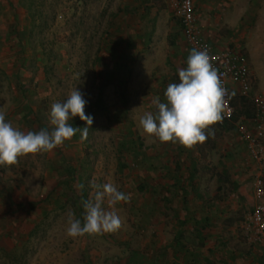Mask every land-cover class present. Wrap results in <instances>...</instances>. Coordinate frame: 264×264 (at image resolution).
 I'll use <instances>...</instances> for the list:
<instances>
[{
    "label": "rangeland",
    "instance_id": "rangeland-1",
    "mask_svg": "<svg viewBox=\"0 0 264 264\" xmlns=\"http://www.w3.org/2000/svg\"><path fill=\"white\" fill-rule=\"evenodd\" d=\"M235 2L243 13L234 28L224 21L232 19L233 10L225 0L218 11L221 25L206 39L244 56L252 91L264 100V0ZM179 50L190 53L161 0H0V111L6 121L25 132L48 128L51 105L65 101L74 88L93 118L86 139L77 132L51 152L0 166V264H153L148 246L168 223L161 217L142 221L129 212V204L148 200L147 190L130 184L145 168H137L118 148L128 123L118 115L123 110L126 120L139 121L153 107L157 89L150 84L170 71L169 53ZM245 102L234 101L236 115L249 116ZM69 124L87 126L78 116ZM215 130V146L205 141L215 151L205 152L198 164L217 175H198L203 188L195 194L210 202L217 177L220 189L212 203L218 204V217L196 229L187 225L182 240L191 245L195 231L217 230L225 237L233 232L229 244L236 249L246 246L244 241L256 245L247 232V216L257 164L248 160L233 124ZM260 170L264 176V159ZM109 182L130 194L128 202L115 205L122 228L69 237V215L83 223L92 184Z\"/></svg>",
    "mask_w": 264,
    "mask_h": 264
},
{
    "label": "crops",
    "instance_id": "crops-1",
    "mask_svg": "<svg viewBox=\"0 0 264 264\" xmlns=\"http://www.w3.org/2000/svg\"><path fill=\"white\" fill-rule=\"evenodd\" d=\"M224 1L203 0L201 3H198V0L195 1L201 37L206 41L208 40L206 37L212 36L217 27L221 25V14L218 11L225 4ZM228 1L233 7V10L230 12L232 19L224 21H226V27L233 29L237 24L236 18L243 11L235 7L237 1ZM255 23L259 22L255 21ZM181 38L184 41L182 34ZM214 41L207 42L217 48H225L216 45ZM169 54L170 71L166 75L156 76L154 84H150L151 87L157 89L155 98L158 97L161 102H165L166 100L164 93L167 86L170 83H179L178 70L187 67V58L190 53L179 50L178 53L174 51ZM242 101L246 103L244 100ZM147 106L145 107L147 108ZM156 111L157 109L154 104L152 108L149 106L146 109V112L155 113ZM118 116L122 123L128 122L127 127L121 131L118 148L120 150L127 149L125 152L129 150L128 153H123L130 157L133 165L141 170L145 168L142 172H138L136 180L134 182L131 180L130 184L134 183L133 185H136L135 188L137 190H147L148 200L146 205L138 204L131 207L129 204V212L135 219H141L142 221L146 220L148 222L156 217H161L162 221L168 223V226L164 225L160 228V232L162 231L163 234L160 235V238L158 232L152 236V243L148 246L149 259L152 263L264 264L263 252L259 244L251 246V243L244 241L246 246H243L242 249L230 246L229 240L233 239V232L227 233L225 237V235L223 236L217 230L207 231L200 229L201 231H195L193 233L194 236H191V239H194L193 244H187L182 240V229H186L187 225H189L190 230L196 229L198 226L201 227L212 223L218 217V204L212 203L215 193L220 189L217 177L211 182V188L214 185V192L211 194L212 198L210 202L195 194L196 191L203 188L199 182L198 175L202 173L217 175V170H214L213 174V168H204L198 164L205 152L211 150V153H213L215 151L209 149L212 147V144L215 146L214 142L218 140L215 125L210 126V130L214 135H209L206 140L208 143L211 141L208 149L204 142L188 150L179 143H161L155 137L147 136L139 125V121L134 120V118L126 120L127 112L123 110H120ZM237 140L239 141L238 137ZM241 144L243 145V143ZM138 145L139 149L135 150V147ZM229 152L232 151L229 150ZM226 156L228 157V151ZM217 161L218 158L216 159L215 166H217ZM167 192L169 196H167ZM161 207L163 208L162 211H160ZM174 238H178L177 243L173 242ZM191 259L194 262L191 263Z\"/></svg>",
    "mask_w": 264,
    "mask_h": 264
},
{
    "label": "clouds",
    "instance_id": "clouds-1",
    "mask_svg": "<svg viewBox=\"0 0 264 264\" xmlns=\"http://www.w3.org/2000/svg\"><path fill=\"white\" fill-rule=\"evenodd\" d=\"M179 83H170L164 93L165 102L154 98L157 111L146 112L139 120L143 132L161 143H179L191 150L214 135L210 126L221 122L230 99L218 70L213 66L207 49H193L187 58V67L178 70ZM234 94V93H233ZM87 101L74 88L63 102L51 105L49 127L39 131H22L5 119L0 111V166L13 167L21 157L47 153L70 141L77 132L86 139L93 118L85 114ZM86 127H73L69 121L75 117ZM94 192L84 202L83 223L68 217L67 235L72 238L84 235L115 233L123 226L115 205L128 202L130 194L117 189L113 183L92 184ZM109 210H106L104 204Z\"/></svg>",
    "mask_w": 264,
    "mask_h": 264
},
{
    "label": "built area",
    "instance_id": "built-area-1",
    "mask_svg": "<svg viewBox=\"0 0 264 264\" xmlns=\"http://www.w3.org/2000/svg\"><path fill=\"white\" fill-rule=\"evenodd\" d=\"M177 22L185 44L191 49H207L213 66L218 70L229 98L217 128L233 124L236 135L243 143L248 160L257 164L252 177L253 205L247 216L250 240L261 246L264 257V176L261 163L264 159V100L253 93L251 75L244 56L232 49L217 48L201 37L196 0H161ZM234 93V94H233ZM244 100L250 107L249 116L236 115L234 100ZM236 118V119H235Z\"/></svg>",
    "mask_w": 264,
    "mask_h": 264
},
{
    "label": "trees",
    "instance_id": "trees-1",
    "mask_svg": "<svg viewBox=\"0 0 264 264\" xmlns=\"http://www.w3.org/2000/svg\"><path fill=\"white\" fill-rule=\"evenodd\" d=\"M94 106L98 107V105H95V104H94ZM137 149H139V145H138L137 147H135V150H137ZM126 150H127V149H126ZM126 150H121V151L124 152V153H128L129 150H128L127 152H125ZM46 197H47V196H46ZM173 242H174V243H177V242H178V238H174V241H173ZM189 261H190V260H189ZM192 262H194L193 259H191V263H192Z\"/></svg>",
    "mask_w": 264,
    "mask_h": 264
}]
</instances>
